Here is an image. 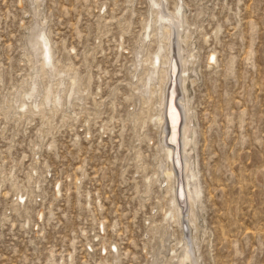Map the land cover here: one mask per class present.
Returning a JSON list of instances; mask_svg holds the SVG:
<instances>
[{
    "label": "rangeland",
    "instance_id": "rangeland-1",
    "mask_svg": "<svg viewBox=\"0 0 264 264\" xmlns=\"http://www.w3.org/2000/svg\"><path fill=\"white\" fill-rule=\"evenodd\" d=\"M166 4L168 13L183 5L189 36L184 92L196 115L198 222L166 225L174 193L160 184L161 130L130 120L140 114L139 91L158 48L150 1L0 0V264H154L165 233L161 264H176L187 240L200 264H264V0ZM36 20L47 26L66 91L77 75L85 98L63 106L47 127L39 115L28 121L22 109L13 118L1 109L20 91L26 100ZM177 58L170 85L181 76ZM61 78L43 76L44 88ZM174 88L182 96L180 84ZM160 101L145 113L158 116Z\"/></svg>",
    "mask_w": 264,
    "mask_h": 264
},
{
    "label": "bare ground",
    "instance_id": "bare-ground-1",
    "mask_svg": "<svg viewBox=\"0 0 264 264\" xmlns=\"http://www.w3.org/2000/svg\"><path fill=\"white\" fill-rule=\"evenodd\" d=\"M149 1L152 14H155V16L157 15L156 17H158L154 31L155 37L158 41V48L155 61L152 66H150L151 68L149 70L147 69L148 73L146 79L142 82L139 91L140 96L138 97V101L142 102V107L140 111H138L140 114H138L137 111L132 112L130 120L134 125L139 121L140 123L142 122L143 129L146 128L149 121H154L156 125H159L161 130V136L163 137L162 150L166 162L161 161L159 170L162 171L167 178L165 182L163 181V183L160 184L163 185L166 183L164 190L165 195H170L172 192L174 193L173 199H171L173 205H170L169 214L165 218L166 225H168L171 220L177 223L188 216L189 219L191 218V223H196L198 222L197 220L199 219V212L201 209L202 191L198 177L197 158H195L194 155L195 147L197 145V126L195 124L196 115L191 112L192 110L188 105L186 98V93L188 92H184V90L186 91L187 85L186 76H188V74L186 73L188 71L187 66L189 63V57L186 55L183 43L186 42V39L187 37L189 38V36H187V24L183 18V5H177L175 12L168 13L166 0ZM150 20H152V16ZM147 29L148 31L143 36L142 44L136 52L137 62L135 68L138 72L144 67V65H142V57L146 48V42H148V38L151 37L150 29H152V25H148ZM50 37L47 26L36 20L29 36L28 46V55L32 58L33 62V79L30 87L27 90V87L25 88V93L23 95L26 99L25 101H23L24 99L22 100V94L20 91L11 99H5L1 102V109L2 111H7V116L9 118L19 115L21 111L19 112L18 110L22 109L23 112H21V117L24 118V116L29 113L30 116H26V118L28 121H32L33 116L39 115V117H42L45 120L43 122V127H47V125L49 126L53 123V119L58 115L63 106H65L67 110L74 106L73 103L75 100L78 99L81 102L84 101V95L79 92L80 80L77 75L73 76L71 74L72 77H70L69 80L71 81V84H69L70 86L66 91L68 83L66 85L65 78H61V76L66 73L58 68V61L56 58L57 51ZM174 53L176 54V57H178L177 60L182 68V71L180 72L181 76L176 78L178 85L180 84L182 96L176 94L177 89L175 90L174 88L175 85H177L176 82L170 85L172 82L171 77H173L172 57ZM216 62V56L212 55L210 64H216ZM146 68L147 67H145V70ZM162 74H165L166 76L165 78L163 76V79L160 76ZM58 75L61 80L58 84L56 83V89H54V86L56 85H49L47 88H44L42 80L43 76L55 80L54 78ZM164 79L165 81L163 83ZM85 91L86 94L89 93L88 86H86ZM158 98L159 100L160 98L162 99V102L160 101L161 111L160 113L158 112V116L151 117L150 114L147 115V113H145V110H148L151 105L158 104L153 103L154 100ZM43 107L48 109L47 115L44 114L42 110ZM8 110L13 112L9 114ZM28 110H30V112H28ZM143 113H145V116H139ZM137 155V157L140 158L139 151L137 152ZM153 181L154 180H149L146 184V195L148 196L152 194ZM24 200H26V198H22V193H20L22 207L24 206ZM186 212L189 214L187 215ZM181 223L182 226H184L183 221ZM168 235V233L164 234L165 237L164 239L162 238L163 242L160 248L156 251L157 256L154 254V264L162 263L160 262L162 256L161 252L164 253V250H168L165 249V246L167 247L165 239L168 238ZM187 241H185L180 250L177 251V253L179 252V255L177 256L178 260L176 264H200V259L190 249ZM164 256L165 255H163V257Z\"/></svg>",
    "mask_w": 264,
    "mask_h": 264
}]
</instances>
